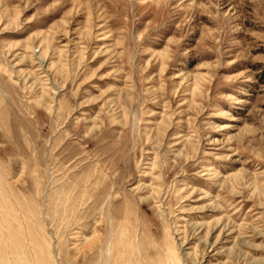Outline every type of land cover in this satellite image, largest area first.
I'll return each instance as SVG.
<instances>
[{
	"label": "rangeland",
	"instance_id": "obj_1",
	"mask_svg": "<svg viewBox=\"0 0 264 264\" xmlns=\"http://www.w3.org/2000/svg\"><path fill=\"white\" fill-rule=\"evenodd\" d=\"M0 264H264V0H0Z\"/></svg>",
	"mask_w": 264,
	"mask_h": 264
},
{
	"label": "bare ground",
	"instance_id": "obj_2",
	"mask_svg": "<svg viewBox=\"0 0 264 264\" xmlns=\"http://www.w3.org/2000/svg\"><path fill=\"white\" fill-rule=\"evenodd\" d=\"M44 62V61H43ZM43 62H41V63H43Z\"/></svg>",
	"mask_w": 264,
	"mask_h": 264
}]
</instances>
